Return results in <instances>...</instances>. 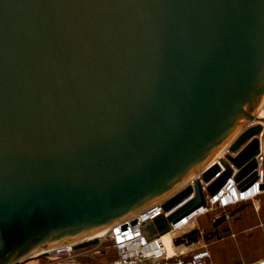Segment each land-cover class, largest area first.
Listing matches in <instances>:
<instances>
[{
	"label": "water",
	"instance_id": "95a60500",
	"mask_svg": "<svg viewBox=\"0 0 264 264\" xmlns=\"http://www.w3.org/2000/svg\"><path fill=\"white\" fill-rule=\"evenodd\" d=\"M263 98L264 0H0V264L246 190Z\"/></svg>",
	"mask_w": 264,
	"mask_h": 264
},
{
	"label": "rangeland",
	"instance_id": "374dc122",
	"mask_svg": "<svg viewBox=\"0 0 264 264\" xmlns=\"http://www.w3.org/2000/svg\"><path fill=\"white\" fill-rule=\"evenodd\" d=\"M221 214H225L226 218L220 222H216L213 226L215 218ZM240 217L242 225L246 227V240H241V235H236L229 238V232L222 229L229 226L234 218ZM264 223V191L254 198L236 201L232 204L221 206L219 204H211L207 211L193 218L188 223L182 225L178 231L173 234H167L163 238L174 236L183 238L180 243H184L178 247L183 251L206 247L214 264H243L254 261V258H259L264 255V233L262 224ZM198 228L200 236L188 238V232ZM190 239V240H189ZM169 248V247H168ZM170 250V248H169ZM81 252L90 257H98L102 261L109 262L115 257V251L108 232L99 236V242L94 245L84 247L79 250H74L70 255L59 256L63 258H74ZM178 251H176L177 253ZM242 257L252 260L239 262L237 260ZM48 258V257H47ZM56 259L55 257H49ZM49 260V259H48ZM54 262V261H51Z\"/></svg>",
	"mask_w": 264,
	"mask_h": 264
},
{
	"label": "built area",
	"instance_id": "2783aa9c",
	"mask_svg": "<svg viewBox=\"0 0 264 264\" xmlns=\"http://www.w3.org/2000/svg\"><path fill=\"white\" fill-rule=\"evenodd\" d=\"M256 159L258 161L257 172L259 174V179L250 187L256 185L258 190H260L259 183L262 181L261 166L264 159V150L259 151L256 155ZM249 188L244 191L238 190L236 188V183L233 181L232 176H230L222 185L218 193L213 196H206V206L204 208L207 210L208 206L211 204L226 206L236 201H240L243 198L244 192L249 190ZM234 189L239 192L240 200H237V198L232 195V201L229 199L228 201L230 202L224 203L223 197H221L222 194H226L229 197L228 192L230 190L233 191ZM162 202L163 200L157 201L137 214L121 222L115 223L112 226L108 235L115 251V257L106 264H213L210 259V252L206 247H199L189 251L182 250L169 255L167 254L164 243L160 237L147 239L143 235L141 224L144 221L152 219L161 213H164L165 215L168 214L163 211L161 207ZM185 218H182L175 223H171V230L179 228L181 221L184 220L183 222H185ZM132 220H135V222L132 223ZM122 226H125V228H122ZM262 230L264 233V223L262 224ZM72 251H74V249H72L71 245H66L49 250L47 256L58 258L59 256L70 255ZM245 264H264V256Z\"/></svg>",
	"mask_w": 264,
	"mask_h": 264
},
{
	"label": "crops",
	"instance_id": "0c3cea01",
	"mask_svg": "<svg viewBox=\"0 0 264 264\" xmlns=\"http://www.w3.org/2000/svg\"><path fill=\"white\" fill-rule=\"evenodd\" d=\"M263 114H264V112H263ZM242 222L243 221L240 217L234 218V221L229 226L224 227L222 230L230 233V235L228 236L229 238L234 237L238 234V235H241V238H240L241 240H246L245 237L248 234H246V227H244L242 225ZM80 249H82V248H80ZM76 250H79V249H76ZM77 253H79L78 256L71 258V259L63 258V257H60L59 259L58 258L53 259V258H49V256L46 255V256H36V257L30 258L28 260L22 261L18 264H106L107 263L106 260L102 261V259H100L98 257L92 258L87 254L85 255L81 252H77ZM263 256H261V257H263ZM253 258H254V260L258 259L255 257H253ZM253 258L251 257L249 259H246V258L242 257L241 259H239L237 261L246 262V261L252 260ZM210 259H211V256H210ZM51 261H54V262H51ZM211 262H212V260H211ZM243 264H245V263H243Z\"/></svg>",
	"mask_w": 264,
	"mask_h": 264
},
{
	"label": "bare ground",
	"instance_id": "6f19581e",
	"mask_svg": "<svg viewBox=\"0 0 264 264\" xmlns=\"http://www.w3.org/2000/svg\"><path fill=\"white\" fill-rule=\"evenodd\" d=\"M263 104H264V98H263V100H262V103H261V105L258 107V109H257V111H258V113H259V116H261L262 114H263V112H264V110H263ZM264 115V114H263ZM262 115V116H263ZM264 150V142H262V143H260V145H259V151H263ZM263 191H260V190H258V188L256 187V185H254L253 187H250L249 188V190H247V191H245L244 192V194H243V198H242V200L244 199H249V198H254V197H256V196H258L260 193H262ZM228 195H229V197L226 195V194H222V196L221 197H223V200H224V203H227V202H230V201H228L229 199H231V201H232V199H233V197H235V198H237V200H240V197H239V192L238 191H236L235 189L232 191V190H230L229 192H228ZM232 195H233V197H232ZM207 210L204 208V207H200L199 209H197L194 213H192L191 215H189L188 217H186L185 218V222H183V221H181V224H180V227L182 226V225H184V224H186V223H188L189 221H191L193 218H195V217H197V216H199V215H201L202 213H204V212H206ZM167 213V212H166ZM114 225V224H113ZM113 225H111L110 227H107V228H105L101 233H97V237L99 238V236L100 235H102V234H104V233H106V232H110L111 231V229H112V226ZM179 227V228H180ZM179 228H175V229H170V231H168V232H166V233H164L163 235H161L160 236V238H161V240L163 241V243H164V247H165V250H166V252H167V254H173V253H175L176 251H182V249H179L178 247L180 246V244L181 245H183L185 242H186V240H185V242L184 243H180V244H178V245H176L174 242H173V240H175L173 237L174 236H169V237H167V238H163L165 235H167V234H173V233H175L176 231H178L179 230ZM110 229V230H109ZM190 240V239H189ZM170 248V250H169V248Z\"/></svg>",
	"mask_w": 264,
	"mask_h": 264
}]
</instances>
